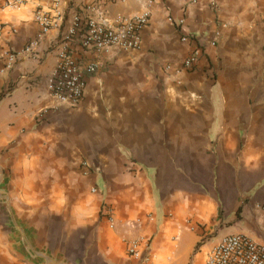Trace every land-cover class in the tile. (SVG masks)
<instances>
[{"label": "crops", "instance_id": "0c3cea01", "mask_svg": "<svg viewBox=\"0 0 264 264\" xmlns=\"http://www.w3.org/2000/svg\"><path fill=\"white\" fill-rule=\"evenodd\" d=\"M5 1L0 264H205L226 235L264 243V0ZM36 9L56 22L46 35ZM144 12L139 48L103 56L82 102L59 105L48 80L71 17Z\"/></svg>", "mask_w": 264, "mask_h": 264}, {"label": "built area", "instance_id": "2783aa9c", "mask_svg": "<svg viewBox=\"0 0 264 264\" xmlns=\"http://www.w3.org/2000/svg\"><path fill=\"white\" fill-rule=\"evenodd\" d=\"M27 1L6 0L2 8L18 9ZM52 1L53 3L58 2V0ZM109 1L121 2L123 0ZM33 19L39 27L40 35H46L56 25L54 18L41 9L35 10ZM148 22V12L131 19H119L113 26L74 14L59 37L58 60L48 80L50 95L61 106L72 108L78 106L84 98L86 79L99 70L101 58L109 52L139 48L141 31ZM169 22L181 30L184 20L169 18ZM3 29L4 24L0 22V34ZM183 38L190 39L191 36L188 33ZM34 45V42L29 43L24 48V52H31ZM202 54V47L197 46L192 49L183 59L182 68L193 69ZM86 55L91 56V59H84ZM4 56L7 58V67H11L15 62L16 54L6 51ZM101 211L110 220L109 208L103 205ZM140 243V239L130 242L127 245L128 254H137V246ZM205 264H264V243L255 242L239 233L226 235L211 248Z\"/></svg>", "mask_w": 264, "mask_h": 264}, {"label": "rangeland", "instance_id": "374dc122", "mask_svg": "<svg viewBox=\"0 0 264 264\" xmlns=\"http://www.w3.org/2000/svg\"><path fill=\"white\" fill-rule=\"evenodd\" d=\"M12 220H13V216L9 215L5 209H1V211H0V221L3 224H7L9 222L12 223Z\"/></svg>", "mask_w": 264, "mask_h": 264}]
</instances>
